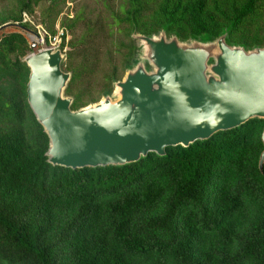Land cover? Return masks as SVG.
<instances>
[{
    "label": "trees",
    "instance_id": "1",
    "mask_svg": "<svg viewBox=\"0 0 264 264\" xmlns=\"http://www.w3.org/2000/svg\"><path fill=\"white\" fill-rule=\"evenodd\" d=\"M40 1L17 0L0 26L25 27L21 14ZM119 11L106 23L108 35L110 26L126 25V42L115 44L123 49L119 70L110 66L95 98L75 89L95 55L83 53L73 65L66 53L71 109L109 94L118 71L134 64L131 32L163 30L180 40L225 32L228 44L264 46V0H125ZM27 50L20 33L0 35V264H264L263 119L119 166L51 165L26 102Z\"/></svg>",
    "mask_w": 264,
    "mask_h": 264
},
{
    "label": "water",
    "instance_id": "2",
    "mask_svg": "<svg viewBox=\"0 0 264 264\" xmlns=\"http://www.w3.org/2000/svg\"><path fill=\"white\" fill-rule=\"evenodd\" d=\"M26 38L31 52L26 102L47 137L46 161L76 169L119 166L148 152L163 155L167 146H187L248 119L264 120V46L245 49L228 44L226 33L212 39H178L159 30L131 32L144 50L142 60L125 70L102 99L71 109L63 96L69 73L60 69L58 48L35 49L37 34ZM115 87L118 90L115 91ZM264 161V125L260 133Z\"/></svg>",
    "mask_w": 264,
    "mask_h": 264
},
{
    "label": "rangeland",
    "instance_id": "3",
    "mask_svg": "<svg viewBox=\"0 0 264 264\" xmlns=\"http://www.w3.org/2000/svg\"><path fill=\"white\" fill-rule=\"evenodd\" d=\"M124 6L125 0H55V3L50 2V0H41L32 7L30 13L21 14V22L25 24V28L31 31L36 32L37 28H42L48 35L53 34L56 26L63 28L66 34H64L61 42L62 46L60 47L64 49V57L60 61V69L63 72H68L69 75L70 70L66 66L68 62L66 53H71L70 62L73 65L80 61V55L83 53L91 52L90 54L93 53L95 55L94 68L90 76L81 77L75 85L76 91H85L82 97L87 100L95 98L99 94L103 84L102 77L109 72L111 65H115L119 70L120 54L123 49L116 47L115 44L120 41L126 42L127 39H125L122 32L126 25L110 26L109 28L112 32L108 35L106 23L112 21L109 12L119 15L120 7ZM16 10L17 0H0V14L15 15ZM75 16H79V18L77 17L76 20H73ZM89 27L92 28L94 36H90L91 32H89L86 39L84 38L82 42L77 41L80 40L81 35L88 33L87 28ZM117 28L121 30L117 31ZM10 32L20 33L23 37L26 36L27 39L31 38L29 33L14 25L4 26L0 29V35ZM128 38L135 46L134 59L142 60L145 56V50L141 42L131 36ZM70 42L75 43L70 46ZM38 48L40 49L41 46L36 45L35 49ZM116 50H119V52ZM30 52L31 50L28 48L25 55ZM124 72L118 71V73H122V77ZM113 92L114 88L112 87L111 100L117 98ZM63 96L72 99V95L66 94L64 91Z\"/></svg>",
    "mask_w": 264,
    "mask_h": 264
},
{
    "label": "built area",
    "instance_id": "4",
    "mask_svg": "<svg viewBox=\"0 0 264 264\" xmlns=\"http://www.w3.org/2000/svg\"><path fill=\"white\" fill-rule=\"evenodd\" d=\"M36 34H37V38L35 39L36 45L41 46L40 49L58 48L62 52L64 51V49L60 48L64 34H66V32L63 30L62 27L56 26L53 34L51 35H48L42 28L40 29L37 28Z\"/></svg>",
    "mask_w": 264,
    "mask_h": 264
},
{
    "label": "bare ground",
    "instance_id": "5",
    "mask_svg": "<svg viewBox=\"0 0 264 264\" xmlns=\"http://www.w3.org/2000/svg\"><path fill=\"white\" fill-rule=\"evenodd\" d=\"M30 37H32V36H30ZM33 38V37H32ZM118 90V87H115V91H117Z\"/></svg>",
    "mask_w": 264,
    "mask_h": 264
}]
</instances>
